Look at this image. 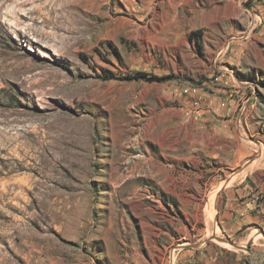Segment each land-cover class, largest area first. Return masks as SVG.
I'll return each instance as SVG.
<instances>
[{
	"label": "rangeland",
	"instance_id": "obj_1",
	"mask_svg": "<svg viewBox=\"0 0 264 264\" xmlns=\"http://www.w3.org/2000/svg\"><path fill=\"white\" fill-rule=\"evenodd\" d=\"M219 68L253 105L213 156ZM259 206L264 0H0V264H264Z\"/></svg>",
	"mask_w": 264,
	"mask_h": 264
},
{
	"label": "crops",
	"instance_id": "obj_2",
	"mask_svg": "<svg viewBox=\"0 0 264 264\" xmlns=\"http://www.w3.org/2000/svg\"><path fill=\"white\" fill-rule=\"evenodd\" d=\"M231 101H228V104L225 108H228L227 110H223L221 114L217 113L218 111H220V109H225V108H218V103L214 104L212 101L209 102V104H206L204 102V105L202 106V108L199 110V120H203V124L205 125L206 123H208V126L213 127L212 131L214 132L215 135H217L219 138H223L225 139V144L224 145H215L213 144L210 149L209 152L210 154L217 155L218 151H222L224 153H227L231 150L234 149V146H232L230 143L235 139V134L232 136H230V131L233 130L234 132V127L232 126L233 123L236 124L237 126H239V128H241L243 131H250V127L248 125V118L251 112V108L247 107L245 109V111L243 113H240L238 116V122H237V114L236 112H238V103L241 99H236V97H232L230 99ZM211 112L215 113V114H211ZM217 113V116H215ZM191 119V118H188ZM197 119V120H198ZM244 122V124H243ZM246 129H245V127ZM247 133V132H246ZM239 147V146H237ZM244 152V149L242 148V146L239 147L238 152L241 154V152ZM242 152V153H243ZM241 179L240 181L237 182V184H233L230 185L232 187H236V191L238 192L237 195H241V193H243L246 190V187L243 185H240ZM228 188V187H227ZM226 190V189H225ZM228 191H226L227 193ZM234 195V194H233ZM230 198L228 199V203L226 205L229 204ZM251 221H246L243 220L242 224H248L249 222H259L262 223V225L264 226V206H259L256 207V210L254 212V214H252L250 216ZM248 220V218H247Z\"/></svg>",
	"mask_w": 264,
	"mask_h": 264
},
{
	"label": "built area",
	"instance_id": "obj_3",
	"mask_svg": "<svg viewBox=\"0 0 264 264\" xmlns=\"http://www.w3.org/2000/svg\"><path fill=\"white\" fill-rule=\"evenodd\" d=\"M256 14H254L252 19V27L251 31L255 28L256 24ZM245 36H241L240 38H244ZM215 79H224V82H235L233 81L229 76L226 75V70L219 68L217 71V74L215 76ZM182 94L185 97H188V104L183 107L184 116L186 118H191L194 120H197L199 118V110L204 105L205 101V95L203 92H189V91H182ZM235 94L232 92L225 91V97L221 99L218 102V108H225V105L228 104V101L234 97ZM249 95L246 94V99L244 103L239 107L237 114V122H238V116L241 112H243V109H245L246 101L248 100Z\"/></svg>",
	"mask_w": 264,
	"mask_h": 264
},
{
	"label": "bare ground",
	"instance_id": "obj_4",
	"mask_svg": "<svg viewBox=\"0 0 264 264\" xmlns=\"http://www.w3.org/2000/svg\"><path fill=\"white\" fill-rule=\"evenodd\" d=\"M20 7V2H18L14 7H12V10H10V12H13L14 13V11L16 10V9H18ZM37 9H41V11H42V8L40 7V6H38V7H36ZM63 16V15H62ZM224 70H226V75L227 76H229V77H231L229 74H228V69L227 68H225ZM215 75V74H214ZM214 80L215 81H219V82H221L222 84H223V86L228 90V92H232V88L230 87V86H233V87H235V85L232 83V82H224V79H215V77H214ZM235 82L236 83H238V85L239 84H248V82H245V81H237V80H235ZM251 85V84H250ZM246 86V85H245ZM182 91H189V92H200V88H199V86H197V85H191V86H188V87H185V88H183L182 89ZM246 97V96H245ZM239 100V99H238ZM244 101H245V99H244ZM244 101L242 102V104L244 103ZM251 101V99H250V97H248V100L246 101V104H245V109L248 107V106H252L253 105V103H251L250 102ZM241 103V100L239 101V103H238V105H242V104H240ZM227 106V104L225 105V107ZM240 106H238V107H240ZM245 109H243V112L245 111ZM243 112H241V113H243ZM213 237H215V239L217 240V239H220V238H216V236H213ZM258 238V235L257 234H255V235H253L252 237H251V241H253V242H255L256 241V239ZM221 240V239H220ZM221 241H224V240H221ZM226 242H228V241H226ZM219 243V242H218ZM223 243V242H222ZM229 243V242H228ZM186 244V242H184V241H181L180 243H178V244H176L177 246L176 247H181V246H183V245H185ZM225 246H230L229 244H224Z\"/></svg>",
	"mask_w": 264,
	"mask_h": 264
},
{
	"label": "trees",
	"instance_id": "obj_5",
	"mask_svg": "<svg viewBox=\"0 0 264 264\" xmlns=\"http://www.w3.org/2000/svg\"><path fill=\"white\" fill-rule=\"evenodd\" d=\"M127 79H129V80L146 79V80L151 81V80H155V79L159 80L160 77H157L154 75H148L147 73L142 72V71H136L131 76L127 77Z\"/></svg>",
	"mask_w": 264,
	"mask_h": 264
},
{
	"label": "water",
	"instance_id": "obj_6",
	"mask_svg": "<svg viewBox=\"0 0 264 264\" xmlns=\"http://www.w3.org/2000/svg\"><path fill=\"white\" fill-rule=\"evenodd\" d=\"M224 241H229L228 239H223ZM230 244L236 246V243L232 242V241H229Z\"/></svg>",
	"mask_w": 264,
	"mask_h": 264
}]
</instances>
